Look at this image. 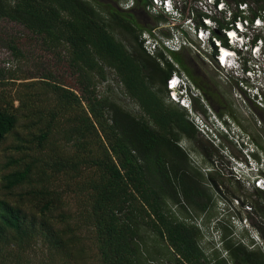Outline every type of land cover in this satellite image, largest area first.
Returning <instances> with one entry per match:
<instances>
[{
	"label": "trees",
	"instance_id": "16d2710c",
	"mask_svg": "<svg viewBox=\"0 0 264 264\" xmlns=\"http://www.w3.org/2000/svg\"><path fill=\"white\" fill-rule=\"evenodd\" d=\"M121 1L0 0V146L8 141L9 152L0 176L2 264H18L35 245L47 251L48 264H72L85 241L99 264H210L190 210L199 216L212 208L211 189L223 180L201 174L178 142L193 143L210 167L218 149L198 142L186 112L165 102L172 64L191 78L181 53H170L171 62L147 55L139 42L145 28L135 20L145 1L134 0L130 11L118 8ZM22 37L32 42L27 52ZM34 51L47 57L36 74L8 68ZM107 73L136 114L109 87L99 93ZM17 80L30 81L13 97L3 88ZM60 175L68 176V191L54 185ZM251 194L248 202L263 215L259 193ZM225 248L232 264H264L259 251Z\"/></svg>",
	"mask_w": 264,
	"mask_h": 264
},
{
	"label": "built area",
	"instance_id": "2783aa9c",
	"mask_svg": "<svg viewBox=\"0 0 264 264\" xmlns=\"http://www.w3.org/2000/svg\"><path fill=\"white\" fill-rule=\"evenodd\" d=\"M144 1L141 14L160 18L157 24L145 28L139 35L141 48L147 55L160 53L169 60L170 53L187 50L205 61L219 76L233 79L246 96L252 92L254 104L264 109V100L261 99L264 95V4L259 8L255 0ZM259 2L264 3V0ZM118 8L130 11L135 8V2L123 0L119 2ZM172 65L174 72L165 82V98L184 110L196 130L204 133L207 131L205 121L193 112L191 100V97L199 100L198 92L177 64ZM252 161L248 160V164L233 161L228 167V176L233 183H238L252 193L258 192L264 210V155H259L258 163L254 159ZM207 172H215L223 177L222 170L217 166L205 168L203 173ZM216 201L221 216L217 222L229 215L226 227L233 245L247 251H259L264 256V214L255 213L249 202L238 197H222ZM193 225L200 231V241L204 244L207 236L205 227L201 226L200 221ZM213 242V250L223 251L221 257L231 264L226 252L221 249L217 234ZM199 248L202 249L200 243Z\"/></svg>",
	"mask_w": 264,
	"mask_h": 264
},
{
	"label": "rangeland",
	"instance_id": "374dc122",
	"mask_svg": "<svg viewBox=\"0 0 264 264\" xmlns=\"http://www.w3.org/2000/svg\"><path fill=\"white\" fill-rule=\"evenodd\" d=\"M264 4V3H262ZM136 6V5H135ZM135 20L138 25L143 28H149L151 25L157 24V21L151 16L144 17L141 14V8L137 7L135 13ZM262 36L264 37V29L262 30ZM19 43L22 46L28 45L32 43L30 39L26 37H22L19 40ZM29 46V45H28ZM26 51V46L24 48ZM42 56L44 59H47L46 55L41 54L40 52H28L24 58L19 59L18 62H14L8 68L14 71V74L19 77H24L31 74H36L39 69V65L44 62L42 61ZM181 58L184 61L186 67L189 68L190 72L197 77L201 82L216 87V95L221 97L217 103L214 102L213 109L210 107H204L207 109L206 114L209 115L210 120L212 123H205L207 127V131L204 133L199 132L197 134L196 139L202 145L211 146V148H217L216 150L217 157L212 158V166H217L223 172V184H221L220 192H222L223 198H234L238 197L242 199L244 202H248L250 200H254L255 197L252 196V191L233 183V181L228 176V167L231 166L233 161L243 162L242 160L246 161V164L249 162H253L252 155L250 153L256 152L258 155H264V113L262 110L255 111L254 105L250 102L248 97L246 96L245 92L243 93L240 89L236 88V84L233 79H230L228 76L222 77L219 76L216 72H214L210 66L203 61L198 56H193L189 51L185 50L181 53ZM50 59V57H49ZM54 70H61L60 67L57 65H53ZM56 73V72H55ZM59 74H61L59 72ZM66 75V74H65ZM64 82H68L65 76L62 78ZM30 80H17L15 85L13 86H6L3 88L7 94L11 96H15L18 89V84L22 82H28ZM210 85V86H211ZM109 87L112 90V96L115 98L116 102L119 103L124 109L136 114V108L128 98L124 97L123 95L119 94V85L115 82L113 76L110 73H107V79L105 82L98 84V91L99 93L105 92L106 88ZM213 91V92H215ZM22 93L23 90H20ZM252 92H250L249 97H251ZM199 98V95H197ZM166 103H170L166 100ZM198 103V102H197ZM17 103L14 102V105ZM199 105V103H198ZM200 106V105H199ZM193 103V112L198 115V118L201 120H205V115H203L199 110L194 108ZM201 107H203L201 105ZM264 107V105H262ZM196 115V116H197ZM197 118V119H198ZM224 120H228V123ZM179 145L187 152L188 160L190 164L194 167H197V170L204 174L203 171L205 168H210V165L205 164L204 161L201 159V156L194 150L196 146L191 143L187 142L186 140H181L178 142ZM8 146V141L3 143L0 146V176L5 172L3 169V165L5 163V158L8 155V151L6 147ZM248 156V160L245 158ZM227 167V168H226ZM68 176L60 175L58 177V181L54 183L57 187L62 189L63 191H68V187L71 185L69 184ZM229 187V188H228ZM211 192V191H210ZM213 194V193H212ZM73 194L68 192L65 193L66 202L69 203V208L73 211L74 205V198ZM214 198V207L209 213L212 216H217L219 210L217 209V201L218 197H215L214 194L212 195ZM175 211V216L180 219L182 216L179 214L177 209L173 208ZM192 216L194 217H202L198 216L192 212ZM185 217V215L183 216ZM192 217H190L191 219ZM197 218V219H198ZM183 219V218H182ZM203 227V225H201ZM143 238L147 243H150L149 239H152V236L144 233ZM152 243V242H151ZM150 243V244H151ZM204 255L207 257V260L210 264H213L215 260H220L223 262V251H217L214 249L213 251H209L208 248L203 244V241L199 242ZM86 249L81 256H78V262L73 261L72 264H99L97 262V258L95 256V251L90 249L88 241L84 242ZM150 244H147V249L151 251ZM49 258L47 251L41 245H35L31 252L27 255L26 253L22 255V259L19 261L18 264H48ZM0 264H2L0 259ZM10 264H14L12 261ZM156 264V262L154 263ZM232 264V263H231Z\"/></svg>",
	"mask_w": 264,
	"mask_h": 264
},
{
	"label": "flooded vegetation",
	"instance_id": "af4514ba",
	"mask_svg": "<svg viewBox=\"0 0 264 264\" xmlns=\"http://www.w3.org/2000/svg\"><path fill=\"white\" fill-rule=\"evenodd\" d=\"M178 68L180 69V66L177 64ZM189 74H190V77L189 78L181 69V71L187 76V78L190 80V82L192 83V85L195 87V89L197 90L198 92V95H199V100L198 101H195V102H198L199 105L203 106L202 108L207 111L206 108H204L205 106L206 107H211L213 109V104L214 102H218L219 100H221V97L218 95H216V87L211 85L210 83L208 84H205L203 82H201L197 77H195L189 70L188 67H186ZM211 85V86H210ZM236 88L238 89V86L237 84L235 85ZM215 91V92H213ZM262 100H264V95H262ZM254 109L256 112H258L259 110H262L260 109L257 105H254ZM258 110V111H257ZM263 113H264V110H262ZM260 112V111H259ZM200 156V155H199ZM220 189H221V186L218 185V188L217 189H211L212 193H214V195H216V197L218 198H222V192H220ZM213 208H215L214 206L210 209H208V211L204 214H201L200 218H196V217H192V220L191 222L193 224H195L197 221H200L201 222V225H203L207 231V236H205V241H204V245L206 246V248H208V250L211 252L213 251V248H214V242H213V238L215 237V235L217 234V238L220 240V246H221V249L224 250L227 254V260L230 261V257H229V252L228 250L225 248V246L227 244H234L230 239H229V235H230V232L229 230L227 229L226 227V224H227V218H229L228 216L224 217L223 220L221 222H217L218 219L221 217L218 213L217 216H212L211 213H209ZM226 218V219H225ZM223 264H227L226 260H223Z\"/></svg>",
	"mask_w": 264,
	"mask_h": 264
},
{
	"label": "clouds",
	"instance_id": "9594fccd",
	"mask_svg": "<svg viewBox=\"0 0 264 264\" xmlns=\"http://www.w3.org/2000/svg\"><path fill=\"white\" fill-rule=\"evenodd\" d=\"M248 97V99L250 100V102L253 104V105H255L254 104V101H253V98L252 97H249V96H247ZM191 100H192V102L194 103L195 101H198L195 97H191ZM205 123H207V122H209V123H212V120H210V118H209V115L208 114H206L205 115ZM224 121H226L227 123H228V120H224ZM250 155H252V157H253V159H254V161L256 162V163H258L259 162V155H258V153H256V152H252V153H250ZM256 156V157H255ZM243 161V163H245L246 164V161H244V160H242Z\"/></svg>",
	"mask_w": 264,
	"mask_h": 264
}]
</instances>
